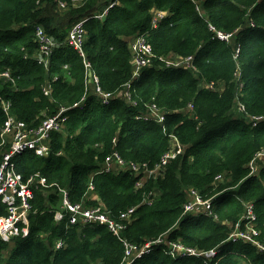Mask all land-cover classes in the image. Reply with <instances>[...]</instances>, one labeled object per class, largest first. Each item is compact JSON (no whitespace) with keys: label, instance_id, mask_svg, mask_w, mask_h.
Wrapping results in <instances>:
<instances>
[{"label":"trees","instance_id":"trees-1","mask_svg":"<svg viewBox=\"0 0 264 264\" xmlns=\"http://www.w3.org/2000/svg\"><path fill=\"white\" fill-rule=\"evenodd\" d=\"M112 1L0 0V73L11 74L0 77V144L10 115L37 127L68 107L66 126L52 133L46 155L29 149L13 156L24 181L38 174L46 186L34 183L28 235L0 238V264H122L121 238L151 242L132 264H264V164L254 173L249 165L264 149V120L254 125L264 116V0H118L96 17ZM158 11L166 17L154 28ZM82 19L85 55L102 89L114 94L109 104L89 92L74 106L85 94V70L71 45L54 47L47 65L38 62V27L59 44ZM217 30L235 32L234 40L220 39ZM143 33L154 63L133 79L129 42ZM170 54L191 56L190 66H166L161 57ZM152 104L164 113L163 124L136 118ZM172 134L184 152L163 173L132 169H154L172 148ZM10 146L0 149V161ZM114 152L125 164L108 168ZM60 189L70 202L102 206L117 221L134 208L121 238L103 223L68 225L66 214L57 221ZM192 189L210 200L212 214L185 211ZM248 203L254 241L233 240L234 227L246 230ZM7 213L0 198V216ZM60 238L65 245L56 249ZM170 242L215 255L175 253Z\"/></svg>","mask_w":264,"mask_h":264},{"label":"built area","instance_id":"built-area-1","mask_svg":"<svg viewBox=\"0 0 264 264\" xmlns=\"http://www.w3.org/2000/svg\"><path fill=\"white\" fill-rule=\"evenodd\" d=\"M118 0H113L103 11L102 13L96 15V17H104V15L112 8ZM64 6V3H62ZM163 17V14L160 13L154 17L153 24L156 27ZM85 20L82 19L74 23L72 28L70 29L66 39L59 44H56V41L53 37L46 35L41 27H38L37 36L40 41L39 46V63L48 64V56L51 54L54 47L59 46L63 43L71 45L82 57H83V66L85 70V94L82 99L75 103L74 106H78L81 102L86 99L88 93L92 92L96 94L99 99L105 103H111L114 94L105 92L102 89L100 78L98 73L93 69V65L89 59L86 58L84 51V41H85V28H84ZM217 36L224 40L230 41L234 32L226 33L222 30L216 31ZM129 48L132 52V66H133V78L136 79L142 73V71L150 66L155 58V54L152 46L148 43V40L145 35H138L133 40L129 42ZM239 52V48L237 49V53ZM178 58V57H177ZM175 63H171L176 67L188 65L190 66L192 57L186 58H178ZM163 60V59H162ZM10 71H3L0 73V77H10ZM12 79V78H11ZM213 86V84L211 85ZM44 93L50 94L51 88L44 87ZM125 96L127 99L131 98V93L129 90L125 91ZM193 108V105H189ZM4 108L6 110L9 109V103H4ZM68 107H61L54 115L46 118L39 126L31 127L26 122L15 118L10 115L7 119L5 125L2 128V136L3 139H10V148L7 152H5L2 156V160L0 161V198L3 203L7 205V215L0 216V238L3 241L11 242L16 236H27L29 233V215L32 210V206L30 204V199L33 198L35 193V187H38L39 183L42 186H46V179L36 174L31 176L28 180L24 181L22 176L16 172L14 168V164L11 162L13 156L19 154L25 150L32 149L39 155H46L49 151V141L51 135L54 131H62L66 126L67 115L65 114ZM150 109L153 111V115L143 114L138 115V119H142L145 121H155L156 123L163 124L165 121L164 113L161 112L160 108L156 105H151ZM9 112V110L7 111ZM264 120V116H257L254 121V125L259 120ZM170 143L172 148L165 152L162 156L161 162L154 168L149 169L146 163H134L132 164V169L139 173L144 169L145 175H156L158 176L160 173H163L166 165L172 159H175L179 154H182L184 151L183 146L177 139V137L172 134L170 135ZM262 159L264 161V149L256 154L254 159L250 162L251 173H254L257 169L256 164L258 159ZM114 161L120 165H124L125 161L120 156L118 152H114L111 156L107 158L108 164L106 166L111 168L114 165ZM127 165V164H126ZM125 165V166H126ZM35 183V187H34ZM137 184H141L137 182ZM90 189H93V185H90ZM63 193V202L61 205L62 209H59L55 212V219L57 221H61L64 218V214L67 215L68 225H74L77 223H81L82 225L88 223L99 222L107 225L110 230L120 236V232L126 227L125 221L130 219V214L134 211V208L129 209L127 212L122 214V219L117 221L107 210L102 206L89 207L86 206L83 202L72 203L68 199V192L65 189H60ZM192 193V198L189 195V201L185 205V211L191 212L199 210L200 207L207 206L211 210V202L210 200H204L200 193L192 189L190 190ZM194 194V195H193ZM253 204H247V213L249 211V216L247 218V226L252 229L253 233H256L254 228V220L255 214L253 212ZM66 211V213L64 212ZM211 212V211H210ZM212 214V212H211ZM242 230V229H241ZM233 231L230 234L232 239ZM242 232H246L242 230ZM244 234V233H242ZM246 235V234H245ZM125 244L126 250L124 259L122 264H132L134 260L149 250L151 242L139 246L137 244L129 242L127 239L121 238ZM161 240V239H159ZM235 240V239H234ZM246 241H254L253 236L246 235ZM65 245V241L60 238L57 241L56 249H59ZM172 249H177L181 251V253H190L192 255H203L204 253H199V251L195 249L183 250V246L177 242H170ZM212 255H215V251L210 252ZM209 254V253H207Z\"/></svg>","mask_w":264,"mask_h":264},{"label":"rangeland","instance_id":"rangeland-1","mask_svg":"<svg viewBox=\"0 0 264 264\" xmlns=\"http://www.w3.org/2000/svg\"><path fill=\"white\" fill-rule=\"evenodd\" d=\"M234 40V36H232L231 37V40L230 41H227L228 43H231L232 41ZM177 60H180V59H178L177 58V56L176 55H174V54H170L168 57H166V58H164L163 59V61H165V63H166V66H173V67H175L174 65H172L173 63H175ZM172 63V64H171ZM122 94H124V93H120V95H122ZM190 110H192V108L189 106L188 107ZM145 114H148V115H153V111L151 110V109H149V111H148V113H145ZM10 145V139L8 138H5L4 140H3V142L0 144V149H4L5 147L7 148V146H9ZM264 164V161L262 160V159H258L257 160V164H256V167H257V169L260 167V166H262ZM257 169H256V171H257ZM255 171V172H256ZM220 178V177H219ZM190 193V198H192L193 196H192V193L191 192H189ZM194 195V194H193ZM200 195V194H199ZM209 208L207 207V206H205V207H200L199 208V211H202L203 213H205L206 211H211V210H208ZM248 216H249V211H248V213H247V210H246V213H245V219H247L248 218ZM233 231H235L233 234H232V239L234 240H239V239H246V235H249V236H251L252 237V234H253V231H252V229H250L248 226H246V232H242V230H241V226L240 225H238L237 227H234L233 228ZM242 233H244V234H242ZM246 234V235H245ZM10 248H11V245H10ZM175 253H180L181 251H179V250H177V249H172ZM199 253H204L203 254V256L204 255H206V256H211L212 254L211 253H209V254H205V253H207V252H203V251H199ZM8 254V252L6 253V255ZM200 256H202V255H200Z\"/></svg>","mask_w":264,"mask_h":264},{"label":"clouds","instance_id":"clouds-1","mask_svg":"<svg viewBox=\"0 0 264 264\" xmlns=\"http://www.w3.org/2000/svg\"><path fill=\"white\" fill-rule=\"evenodd\" d=\"M160 13L163 14V17H166V14H165L163 11H158V12H156L155 15H154V17H155L156 15L160 14ZM154 17H153V19H152V23H151V24H152V27L156 28L158 25H157L156 27L154 26V24H153ZM163 17H162V18H163ZM158 24H159V23H158ZM234 33H235V32H234ZM139 35H145L146 38H147V35L144 34V33H143V34H139ZM137 36H138V35H137ZM233 36H234V35H233ZM135 37H136V36H135ZM135 37H134V38H135ZM132 40H133V39H132ZM147 40H148V38H147ZM130 41H131V40H130ZM148 43L150 44L149 41H148ZM236 47H237V49L239 48V52H240V47H238V46H236ZM236 54H238V53H237V50H236ZM162 59H163V58L161 57V60H162ZM164 62H165V61H164ZM153 63H154V62H153ZM153 63H152V64H153ZM150 66H151V65H150ZM150 66H147V67H150ZM147 67H146V68H147ZM132 73H133V68H132ZM133 79H134V78H133ZM136 118H137V117H136ZM137 119H138V118H137ZM140 120H142V119H140ZM144 121H145V120H144Z\"/></svg>","mask_w":264,"mask_h":264},{"label":"crops","instance_id":"crops-1","mask_svg":"<svg viewBox=\"0 0 264 264\" xmlns=\"http://www.w3.org/2000/svg\"><path fill=\"white\" fill-rule=\"evenodd\" d=\"M132 68H133V66H132ZM94 197H96V196L93 195V198H94Z\"/></svg>","mask_w":264,"mask_h":264},{"label":"bare ground","instance_id":"bare-ground-1","mask_svg":"<svg viewBox=\"0 0 264 264\" xmlns=\"http://www.w3.org/2000/svg\"><path fill=\"white\" fill-rule=\"evenodd\" d=\"M27 242H29V241H27ZM27 242H26V243H27Z\"/></svg>","mask_w":264,"mask_h":264},{"label":"water","instance_id":"water-1","mask_svg":"<svg viewBox=\"0 0 264 264\" xmlns=\"http://www.w3.org/2000/svg\"><path fill=\"white\" fill-rule=\"evenodd\" d=\"M139 175V174H138Z\"/></svg>","mask_w":264,"mask_h":264}]
</instances>
